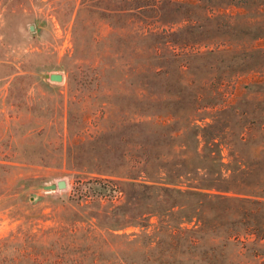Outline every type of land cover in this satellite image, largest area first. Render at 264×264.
I'll return each instance as SVG.
<instances>
[{
    "label": "rangeland",
    "instance_id": "rangeland-1",
    "mask_svg": "<svg viewBox=\"0 0 264 264\" xmlns=\"http://www.w3.org/2000/svg\"><path fill=\"white\" fill-rule=\"evenodd\" d=\"M81 1L0 0V158L10 160L12 183L27 178L23 198L45 212L78 198L118 203L132 192L129 167L144 156L145 179L184 173L195 184L203 174L210 195L264 200V6L161 0V19L148 8L125 20ZM207 14L199 33L190 22ZM53 72L60 82L45 77ZM60 179L65 188H43ZM149 202L128 204L125 214L135 218ZM218 206L237 208L234 200ZM220 214L208 216L218 226L202 240L235 231L242 243L217 258L264 264V238ZM14 218L0 212V236L16 229Z\"/></svg>",
    "mask_w": 264,
    "mask_h": 264
},
{
    "label": "trees",
    "instance_id": "trees-1",
    "mask_svg": "<svg viewBox=\"0 0 264 264\" xmlns=\"http://www.w3.org/2000/svg\"><path fill=\"white\" fill-rule=\"evenodd\" d=\"M106 1L82 0L80 5L103 14L110 11L125 20L153 8L156 18H162L161 0H116L113 8H109ZM178 1L180 5H196L190 3L195 0ZM242 5L264 6V0H242ZM211 16H198L190 24L200 33L213 19ZM258 29L262 31L259 35H263L264 24L261 23ZM8 162L7 156L0 158V212H7L20 223L16 229L0 236V264H223L224 256L221 260L217 257L224 246L236 245L242 240L241 234L235 231L226 232L220 241L207 236L202 240L201 234L207 235L209 230L218 226H211L207 221L208 216L218 210L221 216L230 219L229 225L239 223L242 227L245 224L250 235L259 240L264 238V213L262 219L258 218L264 200L242 195L234 198L210 195L203 191L211 186L203 174L195 178V184L184 173L178 174L177 179L163 176L161 180L145 179L147 158L144 156L137 157L134 165L129 167L135 172L126 174L131 180L132 192H123L124 198L118 203L112 198L104 203L95 197L84 199L85 202L78 198L72 203L74 205L64 204L61 209L53 207L50 212L38 209L33 201L23 198V184L27 178L19 177L12 183V165ZM103 185L110 191L115 189L107 183ZM156 192L158 195L154 198L152 194ZM148 199L152 202H149L150 206L139 211L135 218L125 214L128 204L135 206ZM228 200H234L237 208L232 211L219 208L220 202L224 204ZM91 206L94 210L86 212ZM67 213L71 216L68 217ZM152 216L156 217L155 222H151ZM113 218L124 223L112 226ZM218 219L215 216L212 221ZM48 220L53 223L44 224ZM127 225L141 228L140 234L117 232ZM112 238L118 240V244H112ZM130 253L137 258L130 257Z\"/></svg>",
    "mask_w": 264,
    "mask_h": 264
},
{
    "label": "water",
    "instance_id": "water-1",
    "mask_svg": "<svg viewBox=\"0 0 264 264\" xmlns=\"http://www.w3.org/2000/svg\"><path fill=\"white\" fill-rule=\"evenodd\" d=\"M34 26H30V29L33 30ZM45 77L48 78L51 81H57L60 82L62 80V75L60 73H50L45 74ZM66 187V181L64 179L57 180L54 183L45 184L43 188L45 190H55V189H62Z\"/></svg>",
    "mask_w": 264,
    "mask_h": 264
}]
</instances>
